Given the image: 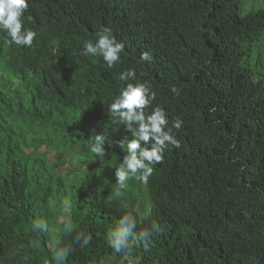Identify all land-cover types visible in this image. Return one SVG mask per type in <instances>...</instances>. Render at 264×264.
I'll list each match as a JSON object with an SVG mask.
<instances>
[{
	"label": "trees",
	"instance_id": "trees-1",
	"mask_svg": "<svg viewBox=\"0 0 264 264\" xmlns=\"http://www.w3.org/2000/svg\"><path fill=\"white\" fill-rule=\"evenodd\" d=\"M23 20L37 33L30 47L0 31V264H54L57 238L66 264H264V3L29 0ZM101 27L125 46L112 68L82 54ZM128 70L183 125L180 147L117 196L120 141L132 136L109 106ZM52 152L86 174L59 170ZM130 212L138 238L116 254L106 234Z\"/></svg>",
	"mask_w": 264,
	"mask_h": 264
},
{
	"label": "clouds",
	"instance_id": "clouds-1",
	"mask_svg": "<svg viewBox=\"0 0 264 264\" xmlns=\"http://www.w3.org/2000/svg\"><path fill=\"white\" fill-rule=\"evenodd\" d=\"M29 6V0H0V31L6 34V42L17 46L30 47L36 37V31L25 27L24 13ZM124 44L117 41L108 27H101L96 33L95 40H86L83 45V55L102 57L109 68L121 61V53L124 52ZM147 58V54L145 57ZM121 81L127 82L119 95L109 106V112L113 115L114 122H122L131 133V139H123L120 145L126 147V155L115 168V177L118 184L116 195L128 187V181L136 179L147 182L154 172V165L162 162L164 153L169 146L180 147L174 130L178 131L183 125V120L176 117L169 122L168 112L165 108L156 105L151 107L156 99V93L148 82L136 79L134 70H128L119 74ZM174 94L179 95V90L173 86ZM151 107L150 112L145 110ZM118 118V119H117ZM106 137L96 135L91 151L97 156L105 155L103 147ZM137 215L126 213L122 215L115 227L107 232L106 243L116 254L130 251L134 246L137 234ZM37 231H49L34 225ZM159 229V225L153 222L150 228L139 233V236L147 239L153 231ZM65 233L71 232L70 226H65ZM75 241L82 247L92 241L91 235L79 232L75 235ZM54 264H66L71 248L63 246L60 239H53Z\"/></svg>",
	"mask_w": 264,
	"mask_h": 264
},
{
	"label": "rangeland",
	"instance_id": "rangeland-1",
	"mask_svg": "<svg viewBox=\"0 0 264 264\" xmlns=\"http://www.w3.org/2000/svg\"><path fill=\"white\" fill-rule=\"evenodd\" d=\"M262 3H264V0H260ZM260 63L263 64L264 69V46H263V52L260 57ZM52 160L58 162L57 168L59 170H62L66 173H72L73 175H85L86 174V168L82 166L80 161L74 160L68 156H65L63 158H57L55 156L54 152L51 153ZM93 173V171L91 172ZM64 220V217H61V221Z\"/></svg>",
	"mask_w": 264,
	"mask_h": 264
},
{
	"label": "built area",
	"instance_id": "built-area-1",
	"mask_svg": "<svg viewBox=\"0 0 264 264\" xmlns=\"http://www.w3.org/2000/svg\"><path fill=\"white\" fill-rule=\"evenodd\" d=\"M126 264H134L132 260H129Z\"/></svg>",
	"mask_w": 264,
	"mask_h": 264
}]
</instances>
